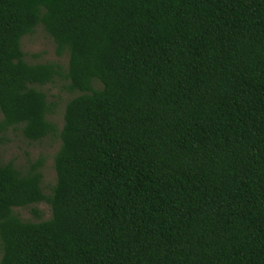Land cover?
<instances>
[{"label":"trees","instance_id":"16d2710c","mask_svg":"<svg viewBox=\"0 0 264 264\" xmlns=\"http://www.w3.org/2000/svg\"><path fill=\"white\" fill-rule=\"evenodd\" d=\"M40 25L67 70L26 61ZM58 77L51 193L0 161V264H264V0H0V135L55 133Z\"/></svg>","mask_w":264,"mask_h":264},{"label":"rangeland","instance_id":"374dc122","mask_svg":"<svg viewBox=\"0 0 264 264\" xmlns=\"http://www.w3.org/2000/svg\"><path fill=\"white\" fill-rule=\"evenodd\" d=\"M22 48L25 52V59L29 63H60L64 70H67L69 55L57 54L54 40L44 30L43 26H38L33 34L22 39ZM69 81L64 77H58L53 83L46 85H36V87L47 94L48 101L55 104V108L48 118L56 126L55 133L49 135L40 142H30L20 129H10L0 135V161L2 163L13 162L16 167L26 172L29 168L42 161L41 171L43 173L42 187L46 194L51 193L56 183V170L54 168V157L61 146L60 131L64 125V112L67 102L78 95L68 89ZM100 88L101 83H96ZM3 114L0 111V120ZM33 209L39 210L41 218L36 217ZM15 213L25 221H40L51 218L52 209L47 202H41L29 207L15 208ZM2 251L0 249V261Z\"/></svg>","mask_w":264,"mask_h":264}]
</instances>
